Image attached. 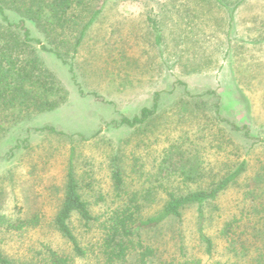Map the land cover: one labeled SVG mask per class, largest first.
<instances>
[{
    "label": "rangeland",
    "instance_id": "rangeland-1",
    "mask_svg": "<svg viewBox=\"0 0 264 264\" xmlns=\"http://www.w3.org/2000/svg\"><path fill=\"white\" fill-rule=\"evenodd\" d=\"M35 50L66 100L0 133L2 214L27 218L41 212L44 221L35 230L0 234L3 255L22 263L45 246L70 252L51 223L62 203L71 149L80 193L97 215L112 204L114 164L123 168L130 187L146 189L158 184L152 177L164 149L182 143L204 179L186 188L171 184L181 192L209 189L245 162L234 183L203 206V232L214 244L210 261L264 264V0L107 2L71 63L74 77L68 64ZM156 94L158 113L150 122L138 128L120 124L151 107ZM227 122L246 127L248 135ZM49 127L63 134L42 130ZM235 218L242 222L235 228L239 250L232 254L220 231ZM73 224L79 230L76 219ZM198 228L197 207L189 206L180 226L168 221L144 238L161 260L184 254L206 261ZM96 238L93 229L84 243Z\"/></svg>",
    "mask_w": 264,
    "mask_h": 264
},
{
    "label": "trees",
    "instance_id": "trees-1",
    "mask_svg": "<svg viewBox=\"0 0 264 264\" xmlns=\"http://www.w3.org/2000/svg\"><path fill=\"white\" fill-rule=\"evenodd\" d=\"M110 1L117 0H0V133L13 129L31 116L50 113L64 104L66 93L46 71L35 49L39 47L63 64H68L74 77L71 63L78 48ZM9 13L16 16L15 21H12ZM28 24L41 34L42 40L32 36ZM152 29L156 34L155 41L160 45L161 36L156 24L153 23ZM155 96L151 107L142 108L133 118H121L120 124L138 128L150 122L158 113L159 94ZM216 110L218 113L217 106ZM227 124L231 130L243 131L248 135L246 127ZM42 130L63 134L50 127ZM164 150L158 175L152 177L154 183L158 184L146 189L130 187L123 168L114 164L111 169L112 204L94 215L80 193L71 149L62 203L51 223L54 231L68 244L70 252L45 246L36 258L22 263L13 262L0 252V264H75L76 260L84 261L90 257L94 264H221L210 261L214 244L203 232V206L214 201L234 183L245 171V162H241L209 189L181 192L171 184L177 182L184 188L199 185L204 174L182 143L171 144ZM158 196H163L162 203L149 213ZM189 206L197 207L198 232L206 261L184 254L179 260H161L157 257V249L148 244L144 235L168 221L180 226L183 211ZM255 209L254 215H259L260 212ZM73 219L78 221L79 230L73 224ZM241 222V218H235L220 231L232 254H237L239 250L235 228ZM43 223L41 212L27 218L4 215L0 203L2 236L35 230ZM93 229L96 241L84 243V237Z\"/></svg>",
    "mask_w": 264,
    "mask_h": 264
}]
</instances>
